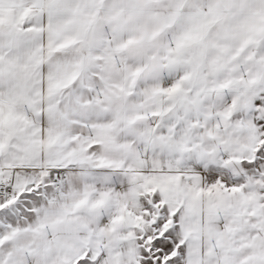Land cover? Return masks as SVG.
<instances>
[{"label":"snow or ice","instance_id":"6c2138e0","mask_svg":"<svg viewBox=\"0 0 264 264\" xmlns=\"http://www.w3.org/2000/svg\"><path fill=\"white\" fill-rule=\"evenodd\" d=\"M0 264H264V0H0Z\"/></svg>","mask_w":264,"mask_h":264}]
</instances>
